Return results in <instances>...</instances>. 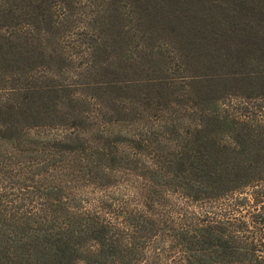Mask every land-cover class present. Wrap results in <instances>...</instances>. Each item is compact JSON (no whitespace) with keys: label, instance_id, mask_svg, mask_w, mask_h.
<instances>
[{"label":"trees","instance_id":"trees-1","mask_svg":"<svg viewBox=\"0 0 264 264\" xmlns=\"http://www.w3.org/2000/svg\"><path fill=\"white\" fill-rule=\"evenodd\" d=\"M86 1L0 0V264H264V1Z\"/></svg>","mask_w":264,"mask_h":264},{"label":"rangeland","instance_id":"rangeland-1","mask_svg":"<svg viewBox=\"0 0 264 264\" xmlns=\"http://www.w3.org/2000/svg\"><path fill=\"white\" fill-rule=\"evenodd\" d=\"M99 1L100 0H98V2ZM119 1L121 3L123 0H119ZM254 1L255 2H259V1H264V0H254ZM88 3L89 2H87L86 0H75L74 3H70L71 4V7L67 9V12L66 13L72 14L73 11H76L74 13L78 17V19L79 20H82L81 22H82L83 25L76 23L77 26H75V30H74L75 32H81V31H83L84 30V26L86 28H89L88 25H84V18L90 20L93 17L92 13H90L87 17L84 16L86 14V10H88ZM54 9L58 11L59 8L58 7H55ZM92 9L96 12L97 6L96 7H92ZM108 29H112V28L109 27ZM74 39H75L74 36L69 35L68 37H64L61 41H62L63 45H66V44H68V42L75 41ZM150 48H151V45H150ZM128 50H130V51H128ZM123 51H124L123 53H121L119 50L113 52V53H115V55H113L112 58L113 59H116L115 60L116 62H114L115 63V66H116V70H115V67L112 70H115L116 73H114V75H111L112 72L109 71V68H107L106 71H105L107 74L105 76H102L101 77L103 80H107V79L112 78V77L113 78L114 77H117L118 80H122L123 81V84L124 85H127L129 83V81H131V78H132V74L130 73L131 71L128 68H126V67L123 66V62L126 63L125 61H129L130 60L129 59V56H131V53L134 51V48H133V46L132 47H128L127 46L126 48H124ZM148 51L149 50H147V52ZM115 56H116V58H115ZM154 56L157 59L156 54H154ZM117 58H119V59H117ZM120 58H122V59L120 60ZM74 60H75V63L76 64H78L79 61H80V59L78 57H75ZM158 64H159V62L156 64V66H159ZM111 66L112 65H110V67ZM117 66H118V68H117ZM146 67H147V65L145 63H143L140 68L142 70H144ZM49 76H51L52 78H57L59 80L64 81L66 79L65 77H67V73L64 72V74L62 73L60 75V73L58 71V73H55V72L49 73ZM137 77L138 76H136V74H135V77L134 78H137ZM74 80H76V78L72 79V82ZM129 93L132 95V90L129 91ZM100 192H101L100 190H98L97 188H95L93 186H90V185H86V187H83V190H82V193H84L86 196L91 197V198L95 197L97 194L100 195L101 194Z\"/></svg>","mask_w":264,"mask_h":264}]
</instances>
